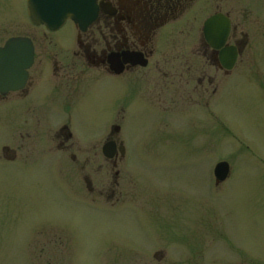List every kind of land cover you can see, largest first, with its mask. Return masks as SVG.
<instances>
[{
    "label": "rangeland",
    "instance_id": "374dc122",
    "mask_svg": "<svg viewBox=\"0 0 264 264\" xmlns=\"http://www.w3.org/2000/svg\"><path fill=\"white\" fill-rule=\"evenodd\" d=\"M234 11L246 16V47L227 77L203 87L196 113L188 101L156 105L155 88L138 102L133 76L84 85L75 149L38 157L33 140L18 148L21 108L10 107L8 125L0 116V264H264V0H234ZM44 67L38 59L32 71ZM114 126L125 157L82 170ZM6 141L15 156L2 153ZM220 162L230 173L216 185Z\"/></svg>",
    "mask_w": 264,
    "mask_h": 264
},
{
    "label": "flooded vegetation",
    "instance_id": "af4514ba",
    "mask_svg": "<svg viewBox=\"0 0 264 264\" xmlns=\"http://www.w3.org/2000/svg\"><path fill=\"white\" fill-rule=\"evenodd\" d=\"M71 1L77 4L87 1L94 20L75 23L66 19L55 30H49L30 17L28 0H0V49L10 42L20 41L30 45L33 59L26 70L23 87L0 92V116L8 125L12 116L10 107L21 108L23 114L18 113L17 126H14L17 142L22 143L18 148L21 150L26 141L33 140V145H37L35 157L46 153L56 156L58 149L65 148L70 152L75 149L74 133L69 130L82 86L107 83L118 87L121 79L129 75L133 76V91L136 90L138 102L144 104L143 91L152 89L153 92L155 88L159 89L156 105L171 102L174 107H183L188 101L193 103L191 107L196 113L201 108L203 87L205 90L213 87L218 72L227 77L246 47V33L239 31L240 15L242 21L246 16L243 11L235 16L234 0ZM37 11L35 7L36 19L39 17ZM215 16L221 17L224 29L227 22L228 28L225 37H214L209 41L204 32L205 23ZM219 41L222 46L218 48ZM234 52L237 54L235 66L226 70L221 55ZM126 58H133V65L128 62L123 71L112 70L116 63H122ZM38 59H44L50 67L32 71ZM68 60H75L77 68L63 67L62 61ZM87 69L96 70L92 71L94 78L90 79L91 71H84ZM206 71L213 76L207 75ZM76 86L75 95L73 88ZM175 91L179 96H173ZM60 122L62 125L58 128ZM114 127L100 149L92 147V153H85L82 170L88 166L94 169L95 165L100 171L108 165L115 168L116 162L125 157V148L123 155L119 153L123 145L114 139L119 133H114ZM32 128L38 132L36 135L22 133ZM7 141L1 148L2 153L15 156L16 150L10 149ZM111 142L116 145L115 153L112 159H106L102 149ZM77 157L70 153L69 163L76 164ZM114 176L118 178L119 174ZM89 193H92V187Z\"/></svg>",
    "mask_w": 264,
    "mask_h": 264
},
{
    "label": "water",
    "instance_id": "95a60500",
    "mask_svg": "<svg viewBox=\"0 0 264 264\" xmlns=\"http://www.w3.org/2000/svg\"><path fill=\"white\" fill-rule=\"evenodd\" d=\"M30 17L35 21L39 20L47 29L55 30L66 19H71L75 23H80L83 20L90 22L94 20V15L88 10V2L81 4L72 2L71 0H28ZM38 8V19L35 18L34 8ZM88 19V20H86ZM225 27L228 28L227 22ZM85 26L81 27L85 30ZM226 28L221 21L220 16H215L205 23V35L211 40L214 37H225ZM222 46V41H219L217 47ZM237 54L234 52L231 55H221V62L226 70H231L236 63ZM32 50L29 44H24L20 41L10 42L4 49H0V92L17 91L23 87L26 81V70L32 65ZM133 65V58H126L122 63H116L113 71H123V66L127 63ZM119 128H114V133H118ZM115 143H106L103 146V155L106 159H112L115 153ZM119 153L124 154V148H119ZM229 175V165L226 162L218 163L214 168V177L216 183H223Z\"/></svg>",
    "mask_w": 264,
    "mask_h": 264
}]
</instances>
